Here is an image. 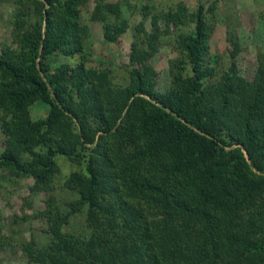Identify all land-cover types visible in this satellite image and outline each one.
Returning <instances> with one entry per match:
<instances>
[{
	"label": "trees",
	"instance_id": "1",
	"mask_svg": "<svg viewBox=\"0 0 264 264\" xmlns=\"http://www.w3.org/2000/svg\"><path fill=\"white\" fill-rule=\"evenodd\" d=\"M22 1L34 11L14 19L17 60L0 53V127L10 138L0 164L23 166L44 189L57 155L79 166L63 181L75 194L68 206L46 200L47 239L22 245L28 263L264 264V60L251 79L234 60L217 71L216 54L205 56L204 4L188 11L179 1L149 29L136 25L128 81L112 96L86 66L80 0ZM92 16L110 39L127 26L99 3ZM171 26L183 56L159 91L149 58ZM58 53L81 56L65 80L46 60ZM44 95L51 108L32 116L30 101ZM83 209L85 231L63 227Z\"/></svg>",
	"mask_w": 264,
	"mask_h": 264
},
{
	"label": "rangeland",
	"instance_id": "2",
	"mask_svg": "<svg viewBox=\"0 0 264 264\" xmlns=\"http://www.w3.org/2000/svg\"><path fill=\"white\" fill-rule=\"evenodd\" d=\"M179 1L188 11L194 10L199 3L205 6L204 19L209 33L206 60L213 62L211 55L216 54L217 71L234 60L242 75L248 79L253 77L259 63L264 60V0H80L77 2L79 21L88 28L83 42V57L87 68L92 71L93 80L104 94L116 95L128 81L132 67L131 47L141 38L136 25L143 21L144 27L149 29L153 14L176 8ZM27 2L0 0V53L14 60H17L15 56L20 49L15 40L14 19L17 14L34 11L31 3ZM97 3L109 12L119 9L126 18L127 26L114 38L106 37L102 21L92 16ZM170 28V33L159 36L157 50L149 58V63L157 71L155 86L159 91L171 86L172 71L177 70L176 64L183 56L177 41L179 29ZM186 28L184 25L183 29ZM234 42L238 43L236 49ZM80 57V54L69 56L62 53L48 57L46 60L53 78L65 80L74 74L76 69L73 65ZM51 106V95H44L32 99L28 107L32 116L39 117L44 116ZM9 143L10 138L0 127V153ZM55 161L56 174L50 189L37 185L35 177L23 166L0 164V264H29L22 245L31 237L40 242L47 239V219L43 214L46 200L53 197L64 209L68 206L67 201L75 196L63 181L71 170H77L79 166L60 154ZM63 227L74 232L85 231L84 209L71 214Z\"/></svg>",
	"mask_w": 264,
	"mask_h": 264
}]
</instances>
